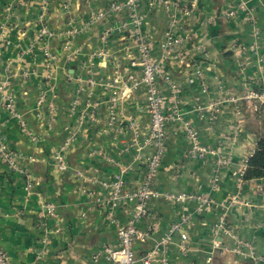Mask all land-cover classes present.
<instances>
[{"label":"crops","instance_id":"1","mask_svg":"<svg viewBox=\"0 0 264 264\" xmlns=\"http://www.w3.org/2000/svg\"><path fill=\"white\" fill-rule=\"evenodd\" d=\"M120 1L0 0V83L7 84L0 91V144L15 165L0 158V246L10 264H103L93 257L119 247L100 202L121 167L127 189L142 185L153 151L143 144L150 127L143 91L123 92L128 74L138 72L130 65L137 48L127 11L108 13ZM138 3L151 58L168 77L158 80L162 109L173 115L154 187L211 204L151 199L138 225L149 237L134 244L135 253L140 258L187 215L180 231L186 251L173 234L164 254L169 264H212L215 257L264 264L255 260L264 255V178L238 176L264 134V108L243 101L264 81V0ZM98 12L106 13L94 20ZM41 16L49 37L37 42ZM168 37L178 44L163 49ZM186 128L214 154L195 156ZM131 208L117 204L116 221L125 223Z\"/></svg>","mask_w":264,"mask_h":264},{"label":"built area","instance_id":"2","mask_svg":"<svg viewBox=\"0 0 264 264\" xmlns=\"http://www.w3.org/2000/svg\"><path fill=\"white\" fill-rule=\"evenodd\" d=\"M240 7L244 8V3L241 1ZM138 0H121L120 2H112L108 6V13L116 14L120 10L125 9L128 13L130 28L132 36L136 45V55L131 59L130 65L136 68L138 75L129 73L127 76L128 83L123 86L124 91H136L141 89L145 97V109L149 117V131L144 139L143 144L153 148L152 153L146 158V173L142 185L135 189H127L124 183V174L127 168L121 167L113 176L110 182L111 194L100 203L108 208L107 220L116 227V234L119 240V247L115 249L104 248L101 254L93 257L94 262L103 260V264H169L165 257L167 245L171 242V236L179 233L178 249L181 252L186 251L187 236L181 231L182 225L187 221L188 216L185 215L182 221L172 224L169 230L155 242L144 254L138 258L135 253L134 244L137 242H145L149 237V229L139 228V223L147 216L148 203L151 199L164 198L166 200L175 199L177 201H184L186 199H195L201 205L211 204V200L207 197H199L192 194H163L154 187V181L158 173L161 159L165 150L167 142V120L173 115L165 113L162 109V97L160 94L158 80H168V77L162 76L160 69L156 63L153 62L148 46V40L142 30V17L139 14ZM44 7V6H43ZM42 7V9H44ZM106 13V12H105ZM105 13L98 12L92 16L95 19H101ZM40 24L34 38L37 42H43L49 37V33L43 25L42 16L40 17ZM174 21V20H173ZM5 43L3 37V27H0V48ZM178 40L168 37L164 43L161 44L163 49L175 47ZM47 58H51L48 51L44 52ZM115 80L118 79V73L115 71ZM7 84L0 83V91H3ZM122 92V93H123ZM4 96V95H3ZM7 96L6 107L12 111V97ZM243 101L247 104L257 103L264 107V81H261L258 87L247 90L243 95ZM174 116L179 117L175 114ZM186 134L192 142V150L195 156L205 157L214 154L212 150H208L201 146L196 139V134L192 129L186 128ZM13 153H11L3 144H0V158L7 162L8 167L15 169L12 161ZM53 159L56 161L60 170L66 169V162L59 153H54ZM217 166L226 165L228 161L217 160ZM243 172L238 173L239 178ZM119 203H132L130 215L125 223H118L114 217V208ZM46 213L52 217L54 215L52 205L46 206ZM225 224L220 222V227L223 229ZM224 233H228L229 229H223ZM229 235V234H227ZM236 252V249H231ZM258 263H264V255L255 259ZM0 264H10L9 257L4 249L0 246Z\"/></svg>","mask_w":264,"mask_h":264},{"label":"trees","instance_id":"3","mask_svg":"<svg viewBox=\"0 0 264 264\" xmlns=\"http://www.w3.org/2000/svg\"><path fill=\"white\" fill-rule=\"evenodd\" d=\"M257 107L259 110L264 108L260 105ZM242 178L244 180L264 178V134L259 135L255 150L247 160ZM212 264H221V258H213Z\"/></svg>","mask_w":264,"mask_h":264}]
</instances>
